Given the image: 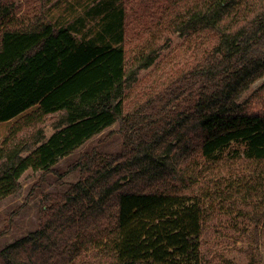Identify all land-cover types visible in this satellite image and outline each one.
<instances>
[{
  "label": "trees",
  "instance_id": "trees-1",
  "mask_svg": "<svg viewBox=\"0 0 264 264\" xmlns=\"http://www.w3.org/2000/svg\"><path fill=\"white\" fill-rule=\"evenodd\" d=\"M117 2L86 5L119 35L97 44L0 0V121L19 118L0 142V200L25 171L51 172L115 122L123 141L119 153L80 156L71 165L79 179L43 197L37 229L3 247L0 264H205L201 239L214 214L199 186L208 169L230 167L221 160L232 145L230 160L256 172L235 193L260 222L264 110L241 95L264 75V0H154L150 21L138 30L136 18L131 33ZM171 33L183 37L185 57L159 59ZM152 65L157 78L139 90L140 70Z\"/></svg>",
  "mask_w": 264,
  "mask_h": 264
},
{
  "label": "rangeland",
  "instance_id": "rangeland-1",
  "mask_svg": "<svg viewBox=\"0 0 264 264\" xmlns=\"http://www.w3.org/2000/svg\"><path fill=\"white\" fill-rule=\"evenodd\" d=\"M15 11L21 16L38 17L50 20L57 25H70L73 35L77 40L90 39L97 44H116L118 34L116 30L106 28L104 15L92 16L87 13L86 5L92 0H13ZM117 8L125 7V30L134 29L136 18L143 29L151 17V5L154 0H117ZM119 28V25H118ZM183 37L178 33H171L168 42L163 45L161 57L176 55L180 50V56L185 57L182 47ZM185 49V50H184ZM171 56V57H172ZM180 65L175 63L176 69ZM154 65L145 70H140L138 75V89L144 85L152 84L156 79V72H152ZM174 69L173 71H175ZM135 91L130 89L126 100L132 102L135 99ZM241 99L248 101L253 110H264V75L253 81L244 90ZM19 118L0 121V142L8 134L9 129ZM57 115L48 116L42 124L46 136L53 130V123ZM118 123L115 122L101 133L84 142L79 148L60 159L53 165L52 171L41 174V171L28 169L20 177L19 190L0 200V250L15 241L29 231L37 229L40 221L41 207L44 205L45 195L65 192L70 184L80 177V170L71 165L82 155L95 151L100 154H116L122 148V135L117 131ZM28 130V129H27ZM235 145L224 150L222 160H227L230 167L211 172L200 183V194L206 208L213 211L210 221L201 239V253L205 257V264H264V206L259 201L257 210L261 212L259 223H255L250 214L243 209V202L249 201L236 194L237 186L247 178L254 177L252 165L238 161L234 162L232 156ZM242 163V164H240ZM251 198V197H250Z\"/></svg>",
  "mask_w": 264,
  "mask_h": 264
}]
</instances>
